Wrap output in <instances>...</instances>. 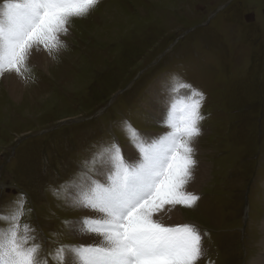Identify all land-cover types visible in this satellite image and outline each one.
<instances>
[{"label":"rangeland","instance_id":"1","mask_svg":"<svg viewBox=\"0 0 264 264\" xmlns=\"http://www.w3.org/2000/svg\"><path fill=\"white\" fill-rule=\"evenodd\" d=\"M68 27L53 65L29 60L15 98L0 77V230L19 215L40 258L62 264L56 249L82 244L69 196L97 178L93 157L115 143L127 160L125 122L151 142L166 131L156 94L184 99L166 102L178 120L198 90L194 159L207 174L182 221L203 234L197 264H251L264 251V0H99Z\"/></svg>","mask_w":264,"mask_h":264},{"label":"snow or ice","instance_id":"2","mask_svg":"<svg viewBox=\"0 0 264 264\" xmlns=\"http://www.w3.org/2000/svg\"><path fill=\"white\" fill-rule=\"evenodd\" d=\"M99 0H12L0 14V77L14 74L27 79L29 59L41 50L53 56L64 47L61 36L69 32L72 18L88 15ZM178 79V78H174ZM179 87L191 89L181 82ZM175 91V88L172 89ZM190 103L183 115L165 121L169 129L159 139L145 146V141L130 124L125 131L139 149L138 164L126 163L118 144L98 152L91 163L100 159L111 166L107 183L91 180L75 186L69 196L73 206L93 213L81 222L80 232L93 236L91 244L61 245L55 256L62 262L65 253L71 264H197L207 249L203 234L195 226L164 222L163 216L177 206L192 208L199 196L186 190L194 178V143L202 134L199 122L203 94L190 92ZM19 210H23V194ZM170 218V217H169ZM0 219H5L0 217ZM7 230H0V264H49L40 258V245L30 243L32 229L24 227L20 235L19 215Z\"/></svg>","mask_w":264,"mask_h":264},{"label":"bare ground","instance_id":"3","mask_svg":"<svg viewBox=\"0 0 264 264\" xmlns=\"http://www.w3.org/2000/svg\"><path fill=\"white\" fill-rule=\"evenodd\" d=\"M10 2H12V0L9 1L8 3H10ZM3 9H4V6L2 8H0V14H2ZM62 37L63 36H61L60 38H62ZM54 55H56V54H54ZM53 59H54V57L52 58V56H49L47 52L41 50L39 52H34L29 60L32 62V64H35V66H37V67H39L41 69H46V68L49 67V65H53ZM25 81H26V79H22L20 77H17L14 74L13 75L12 74L11 75H6L5 78L3 79V82L6 85L7 92L10 94V97L12 96L13 98H15L17 96L16 95L17 94V92H16L17 90L20 89V92H21L22 91L21 88L24 85L27 86V83ZM24 90H25V88L23 89V91ZM154 93H155V91H154ZM160 94H165L166 97L163 96L161 98H158L159 102L161 103V105L157 108V111L159 112V115L158 114L157 115L163 121H165V120H167L169 114H171L172 116H175V114L173 112L171 113V112L168 111V110H171V109L169 108L170 105L167 104L166 102L170 103V101H173L174 104L176 105L175 111H180V108H182L181 106H183L182 103L184 102V99L181 98V96H172L171 95V97H170V96H168V93L165 92V90H162L161 92H158L156 94L157 97H159ZM170 104L172 105V102ZM165 129H166V131L164 133L169 131V129L167 127ZM164 133H162V135ZM159 135L160 136H158V138H160L162 136L161 133ZM158 138L154 137L151 142L150 141L147 142V138L144 137L143 139L145 141V146L153 143ZM194 148H195V143H194ZM126 154H127L128 158L125 161L128 164H138L140 162V160L142 159L139 149L136 148L135 146H131L129 149H127ZM195 168H198V169H197V172L194 174L193 180L191 181L192 184L189 183L186 186V190L190 191V192H193L196 188H198V185H199L200 181H202L203 177L207 174L205 165H202V167H199L196 164ZM112 174H113V172H112L111 166L109 164L105 163L97 171V178H95L93 180L98 182V183H102V184L103 183H107L108 182V177L110 175H112ZM90 181L91 180L85 179L82 182L83 183H87V182H90ZM74 193H76V189H75ZM193 193H195V192H193ZM80 213L82 214V217L79 218V220L77 222H75L74 225H72V229L75 232L76 237L80 238V241H81L82 244H85V245L91 244V243L94 242L95 238L93 236H91V235L82 234L80 232V228L82 227V224H80L78 222H81L85 217L93 216V213L90 212L87 209H82V208H80ZM163 220H164V222L166 224L171 225V226H175V225H179V224H185L182 221L180 206H177V210H174V211L168 213L167 215L163 216ZM263 228H264V222H263ZM263 248H264V244H263ZM66 259H67L66 260L67 264H71V261H72L73 257H72V255L70 253H67ZM251 264H264V251L256 259H254Z\"/></svg>","mask_w":264,"mask_h":264}]
</instances>
